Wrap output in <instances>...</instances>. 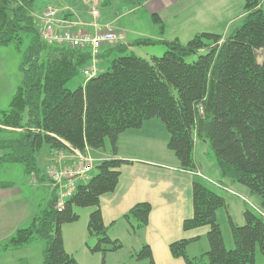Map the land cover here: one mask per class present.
Listing matches in <instances>:
<instances>
[{
  "label": "trees",
  "instance_id": "obj_1",
  "mask_svg": "<svg viewBox=\"0 0 264 264\" xmlns=\"http://www.w3.org/2000/svg\"><path fill=\"white\" fill-rule=\"evenodd\" d=\"M33 1L0 0V46L18 49L28 40L21 83L8 107L0 111V132L17 133L0 139V165L23 163L28 173L35 172V181L47 182L49 195L28 226L18 227L0 241V251L44 241L41 264H78L65 251L61 234L62 224L78 218L73 207L92 208L86 228L97 242L91 252L104 256L120 249L121 242L111 239L103 224L100 196L115 190L119 167L129 162L114 157L119 135L150 119L164 125L167 148L183 170L195 173V140L205 139L219 173L216 182L226 187L229 182L242 185L259 198L255 206L264 213V0H244L241 23L226 36L200 32L185 43L159 41L165 48L161 56L145 59L127 52L122 43L105 47L99 59L113 56L107 68L75 90L66 83L82 74L90 52L42 40ZM153 19L161 21L157 15ZM136 43L154 41L143 38ZM204 49V54H198ZM194 55L195 60L187 61ZM106 140L113 157L96 160L89 178L77 183L57 211L47 170L42 171L36 162L39 150L47 145L49 151L68 155L73 150L102 152ZM11 185L0 182L1 187ZM191 195L192 216L182 228L207 226L209 248L190 257L187 247L193 239H179L169 244L172 256L182 258L184 264H252L256 247L264 256L263 215L249 207L243 212V225L229 218L233 248L227 249L216 218L226 201L198 179L192 182ZM150 210L148 202H138L122 216L130 232L148 224ZM133 257L137 264H155L147 244Z\"/></svg>",
  "mask_w": 264,
  "mask_h": 264
},
{
  "label": "crops",
  "instance_id": "obj_2",
  "mask_svg": "<svg viewBox=\"0 0 264 264\" xmlns=\"http://www.w3.org/2000/svg\"><path fill=\"white\" fill-rule=\"evenodd\" d=\"M125 3L132 6L121 12L115 7L116 0H113V5H109L110 0H99L95 20L90 14L91 6L85 9L75 4H57V18L65 21L66 26L68 24L74 32H93V20L100 26H113L123 34L121 43L125 45L127 52L135 53L137 40L143 38L151 39L154 43L138 46H163L159 41L173 39L185 43L200 32L226 36L231 24L242 19L244 14V10L239 14L235 12V0H126ZM103 4H108V7H102ZM154 15L160 18V23L155 22ZM104 50L105 47H102L100 53ZM159 51L162 48L157 53ZM103 61L99 59V70L103 68ZM167 140L168 133L157 119L146 120L140 128L128 129L119 135L114 157L129 162L119 167L120 176L115 190L100 196V210L111 239L122 243L128 241L133 251L147 244L155 264H184L182 258L172 256L169 244L179 239H193L187 247L188 254L192 244L206 238L207 226L189 230L182 228L183 221L192 216V182L202 177L180 168L174 153L167 148ZM68 154L49 151L47 161L50 164H67L70 163ZM89 154L96 160L113 157L105 150L103 153ZM193 157L195 172L203 175L202 164L196 154ZM207 170H212L211 173L208 172L219 177L218 170L213 165ZM224 182L227 183L226 180ZM38 187L44 198H48L47 182L39 183ZM27 202L22 189L15 188L14 185L0 186V241L32 219V211L35 212L38 206H42L39 204L33 209L34 199L31 200V207ZM138 202H148L151 210L148 224L132 233L122 216ZM30 246L33 245L0 251V264H40V261L34 263L31 260L33 255L28 248L34 247Z\"/></svg>",
  "mask_w": 264,
  "mask_h": 264
},
{
  "label": "rangeland",
  "instance_id": "obj_3",
  "mask_svg": "<svg viewBox=\"0 0 264 264\" xmlns=\"http://www.w3.org/2000/svg\"><path fill=\"white\" fill-rule=\"evenodd\" d=\"M84 1V3H83ZM126 0H116V8L121 10V12L126 11V9L132 5L125 3ZM113 5V0H110ZM75 4L76 6H81L85 9L90 6V2L87 0H34L33 1V11L35 16L40 15L42 10L46 6H52L56 9L57 4ZM86 3V4H85ZM244 0H235V12L241 13L243 10ZM102 7H108V4H103ZM58 8V7H57ZM58 12H56L57 15ZM241 23V18L231 24L228 33L231 32L236 26ZM28 40H24L20 47L16 49L13 45L0 46V111L8 107L9 102L14 95L17 87L22 80V70L21 64L24 59V52L27 48ZM159 47V48H158ZM164 46H136L134 48V54L143 57L145 59H150L152 55L161 56L164 52ZM162 48V51L158 52V49ZM206 49L199 51L198 54H204ZM113 56H103L101 58L104 60L103 68L106 69ZM197 58V55L190 56L187 61H193ZM262 60V51H258V62ZM83 83V76L81 73L71 78L67 83L66 87L70 90H75ZM17 133L0 132V139L6 137H16ZM106 152H110V142L106 140L105 149ZM104 150L101 149L102 153ZM49 152V147L43 145L39 153L36 155V162L42 171H46L47 168L55 164L48 163L47 155ZM98 152V151H95ZM203 166V175L210 181L216 182L219 177L211 175L212 170H207L213 163V151L205 139H198L197 145L194 150V155ZM91 156V154H90ZM72 157V156H71ZM93 158V157H92ZM70 159V155L69 158ZM48 164V165H47ZM210 173H209V172ZM35 172L28 173L25 169V165L21 162L10 163L0 165V182H8L14 185L16 188H20L24 191L26 196L27 205L31 207V200L34 199L35 209L39 204H47V197L44 198L43 192L38 187V182L34 180ZM205 186L215 191L217 194L222 196L226 201V208H220L216 212L217 222L221 229V234L223 237L224 244L227 249L233 248V240L230 231L229 218L236 225L244 224L243 212L245 208H251L248 202L253 205H259V198L250 195L245 187L240 184L227 183L232 192L223 191L218 185L204 179L197 178ZM38 184H37V183ZM45 200V201H44ZM229 204V206H228ZM249 208V209H250ZM252 209V208H251ZM73 211L78 215V218L74 222H67L61 226V234L65 251L72 255L78 264H137L135 258L133 257L134 252L132 246L129 245L128 241L121 242L122 246L117 251L106 252L104 256L100 252H91L90 248L95 245L97 238L90 236L86 225L88 221V215L90 213V207H73ZM32 213H34L32 211ZM31 220V219H30ZM30 220L27 221L22 227L29 225ZM34 248L30 252L33 255L32 261L42 262V250L44 247V241L38 242L36 245L30 246ZM208 242L204 237L197 243L192 244L191 250L188 251L190 256H199L208 250ZM252 264H264V256L260 253L258 247L255 249V257Z\"/></svg>",
  "mask_w": 264,
  "mask_h": 264
},
{
  "label": "built area",
  "instance_id": "obj_4",
  "mask_svg": "<svg viewBox=\"0 0 264 264\" xmlns=\"http://www.w3.org/2000/svg\"><path fill=\"white\" fill-rule=\"evenodd\" d=\"M87 1L90 2V6L92 7L90 14L95 20L98 16L97 5L99 4V0ZM56 12L57 9L54 7L46 6L42 10L41 15H38L40 37L49 44L88 49L90 52L89 63L82 70L83 80L86 81L99 72L98 62L101 48L120 44L123 41V34L113 26L108 24L100 26L94 20L91 23L93 32H74L69 28L68 24V27L66 26L65 21L57 18ZM69 161L70 163L68 164H52L47 168V176L54 189V205L57 211H61L65 200L74 193L77 183L86 181L89 178V172L92 170L96 159L92 158L89 152L82 154L77 150H73ZM195 174L210 181L199 172H195ZM210 182L224 190L232 192L229 187L214 181ZM248 203L254 210L264 216V213L255 205L250 202Z\"/></svg>",
  "mask_w": 264,
  "mask_h": 264
}]
</instances>
